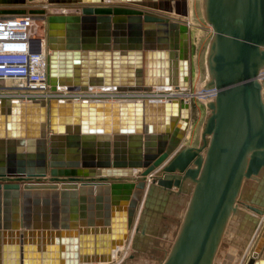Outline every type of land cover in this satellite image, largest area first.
<instances>
[{"label":"water","instance_id":"95a60500","mask_svg":"<svg viewBox=\"0 0 264 264\" xmlns=\"http://www.w3.org/2000/svg\"><path fill=\"white\" fill-rule=\"evenodd\" d=\"M27 1L0 0V14L44 17L51 88L188 85L189 26L178 18L187 0H47L92 2L51 12ZM205 16L217 93L198 146L182 145V98H0V264L108 263L136 230L152 185L181 189L186 180L191 198L161 264H212L239 204L259 216L246 264H264V208L240 200L245 180L264 169V0H205Z\"/></svg>","mask_w":264,"mask_h":264},{"label":"built area","instance_id":"2783aa9c","mask_svg":"<svg viewBox=\"0 0 264 264\" xmlns=\"http://www.w3.org/2000/svg\"><path fill=\"white\" fill-rule=\"evenodd\" d=\"M38 20L32 13L0 14V80H11L9 85L0 84V98L162 101L182 98L189 103L190 96H201L208 101L216 96L217 88L213 84H204L194 91H188L187 86L174 84H168V88L152 85L146 89L118 88L105 84L89 85L85 89H70L65 85L51 88L47 80L50 49L46 45L45 20L42 28ZM257 78L264 81V66L259 68Z\"/></svg>","mask_w":264,"mask_h":264},{"label":"crops","instance_id":"0c3cea01","mask_svg":"<svg viewBox=\"0 0 264 264\" xmlns=\"http://www.w3.org/2000/svg\"><path fill=\"white\" fill-rule=\"evenodd\" d=\"M188 5V15L186 17H178L180 20L187 22L189 26V46L191 42L192 36V27L191 23L192 16L194 14V7L191 5L190 1L187 0ZM202 6V5H201ZM201 12L205 14V2H204V10L201 7ZM159 12V11H156ZM162 13V12H159ZM165 14V13H162ZM166 15L171 16L173 18H177L173 13H167ZM210 47V44H209ZM264 66V65H263ZM200 71V68L198 67ZM210 73L205 75V77L201 78L199 73L197 72V67L195 72L193 73L190 59V48H189V61H188V85L191 87H197L202 84H208V79L210 78ZM264 86L262 88V94L264 98ZM210 101L204 103L195 102L199 104V106H193V104L189 105V120H188V128L190 130L191 137L194 142L186 143L182 141V145L189 146H198L201 144V134L204 128L206 119L210 114V108L208 106ZM193 113L196 115V122L203 119L200 128H198L197 124L193 125ZM189 132V131H188ZM141 169L136 170L134 174H137ZM253 178H261L260 175H257ZM194 186V182L191 180L184 181L181 189L173 187L172 190L163 189L159 185H152V190L146 199V207L148 203H155L156 205H160V202L166 203V200H170L172 204L179 205L178 208L172 207L169 208L168 214L174 213L175 219L179 220V226L176 228L175 236L172 237V231H170L169 235L158 237V228L151 227L149 223H136V230H132L130 232V237L128 242L130 253L127 258L131 262L136 264H161L171 251V248L177 238L180 227L182 225L185 209L187 208V204L191 198L192 189ZM242 200V198H240ZM245 199V198H244ZM250 204L257 206L258 203L256 200H248ZM171 204V205H172ZM243 205H238V210L232 214L235 218L233 223H226L221 231L217 249L214 255L213 264H235L237 260L247 261V259L251 255V251L253 246L255 245L259 229L255 230L254 219H258V215L250 210L243 209ZM264 206L258 207L259 209H263ZM245 208V207H244ZM143 215L147 214L145 211L142 212ZM166 217V216H164ZM246 220H253L251 223H246ZM245 222V223H244ZM179 227V228H178ZM164 230L166 226L162 227ZM160 238V239H159ZM256 238V239H255ZM126 242V243H127ZM141 250H145L148 254L146 256H139ZM149 253H156L155 255H150ZM137 255V257H136ZM143 255V254H142ZM148 256V257H147ZM241 257V258H240ZM240 263V262H239ZM243 263V262H242ZM107 264H121V262L116 259L112 260ZM241 264V263H240Z\"/></svg>","mask_w":264,"mask_h":264},{"label":"rangeland","instance_id":"374dc122","mask_svg":"<svg viewBox=\"0 0 264 264\" xmlns=\"http://www.w3.org/2000/svg\"><path fill=\"white\" fill-rule=\"evenodd\" d=\"M191 5L194 7V14L192 16V36H191V42H190V59H191V66L193 73L195 72V69L197 67V72L201 76V78L205 77V75L209 74V68H208V54H209V44L213 38V29L211 27V24L207 21L206 16L204 12H201V7L204 10V2L205 0H189ZM92 2H82V3H70V4H53V3H48L47 0H31L27 1V6L28 7H41L44 6L47 10V12H51V10L56 7V6H63V7H81L83 4H89ZM104 3L106 4H129L126 2H122L121 0H105ZM202 5V6H201ZM162 13H169L167 11H159ZM174 15V12H172ZM39 20L38 24L42 28L43 27V22H44V17L40 14H35ZM43 17V19H42ZM181 17V16H178ZM184 18V17H183ZM198 67L200 68V71L198 70ZM207 84V83H206ZM204 85V84H202ZM199 85L197 87H190L187 85L188 91H194L200 88ZM10 90H13L11 88H7ZM20 90H26V88H18ZM204 97L201 96H190L189 100V105L193 104V106H199V104H196L195 102H201L203 103L202 106H204V103L207 102V98L203 99ZM193 125L197 124L196 122V115L193 113ZM203 119H201L197 126L200 128V125L202 123ZM188 128V127H187ZM189 131V132H188ZM184 142L189 143V142H194V140L191 137V132L190 130H186V135L183 139ZM261 176V175H260ZM263 180V176L261 178H249L246 179L245 183H243V191H242V200L245 202H248V200H253L252 196L257 192V186L260 184V182ZM245 198V199H244ZM170 200H166V203L160 202V205H156L155 203L151 204L148 203V206L146 207V204L144 203L141 207L142 211H145V215L140 216L138 218L137 223H149L151 227L158 228V237H163L169 235L170 231H172V237L175 236L176 233V228L179 226V220L175 219L174 213L168 214L169 208L176 207L178 208L179 205H174L172 204ZM242 207V206H241ZM243 209L244 206L242 207ZM264 208V207H263ZM186 211V209H185ZM143 214V213H142ZM141 214V215H142ZM166 216V217H164ZM234 217L231 215L227 221V223H233ZM253 220H246V223H251ZM245 223V222H244ZM261 223H264V215L262 217ZM136 225V224H135ZM166 226L165 230L162 228ZM179 228V227H178ZM260 230V229H259ZM131 234V233H130ZM130 237V235H129ZM160 239V238H159ZM256 239V238H255ZM129 240V238H128ZM127 240V241H128ZM130 253L128 242L122 247V250L120 254H118L114 259L117 261L121 262V264H136L135 261L131 262L129 260L128 255ZM143 254V255H142ZM148 253L145 250H141L139 253V256H146ZM150 255H155L156 253H149ZM137 257V255H136ZM148 257V256H147ZM241 258V257H240ZM245 257L243 258V260ZM241 259L237 260L235 264H246V261H240ZM240 262V263H239ZM243 262V263H242ZM213 264V263H212Z\"/></svg>","mask_w":264,"mask_h":264},{"label":"flooded vegetation","instance_id":"af4514ba","mask_svg":"<svg viewBox=\"0 0 264 264\" xmlns=\"http://www.w3.org/2000/svg\"><path fill=\"white\" fill-rule=\"evenodd\" d=\"M259 175L263 176V180L260 182V184H258V186L256 188L257 192H254L256 194H254L252 196V198H253V200H256V202L258 203L257 207H262V206H264V169L262 170V172ZM243 186L244 185H242V188H241V197H242V191L244 188ZM242 201H244V200H242ZM248 203H250V202L248 201Z\"/></svg>","mask_w":264,"mask_h":264},{"label":"bare ground","instance_id":"6f19581e","mask_svg":"<svg viewBox=\"0 0 264 264\" xmlns=\"http://www.w3.org/2000/svg\"><path fill=\"white\" fill-rule=\"evenodd\" d=\"M9 82H11V80H0V84L1 85H3V84H5V85H9L10 83ZM154 86H161L162 88H168V84H163V85H158V84H155ZM264 91V90H263ZM136 170H134V172H135ZM135 227V226H134ZM132 232V231H131ZM127 242V241H126ZM126 242H125V244H126ZM122 250V246H120V247H118L117 249H114L113 251H112V259H111V261L112 260H114V258L117 256V254L119 253V251H121ZM110 261V262H111ZM109 263V262H108ZM80 264H84V263H80ZM89 264H107V263H89Z\"/></svg>","mask_w":264,"mask_h":264}]
</instances>
